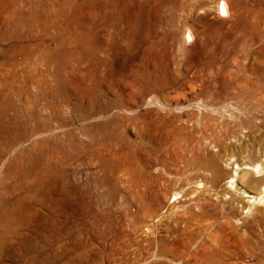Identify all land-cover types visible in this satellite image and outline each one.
<instances>
[{"label": "rangeland", "instance_id": "1", "mask_svg": "<svg viewBox=\"0 0 264 264\" xmlns=\"http://www.w3.org/2000/svg\"><path fill=\"white\" fill-rule=\"evenodd\" d=\"M67 135L81 155L40 151ZM253 135L264 140V0H0V218H16L0 219V264H195L208 248L258 264L264 205L241 207L264 171L237 182L232 206L217 198L235 169L221 151ZM40 153L34 201L20 171Z\"/></svg>", "mask_w": 264, "mask_h": 264}, {"label": "bare ground", "instance_id": "2", "mask_svg": "<svg viewBox=\"0 0 264 264\" xmlns=\"http://www.w3.org/2000/svg\"><path fill=\"white\" fill-rule=\"evenodd\" d=\"M63 1L66 3L68 0H63ZM221 4H223L224 14H225V12L227 11L226 10V6H225L226 4H225V2H222ZM219 11H221V5H220V10ZM187 36H189V34ZM46 87L47 86H45L43 89L40 90L41 95L43 97H47L49 95H51V97L56 96V94L50 92ZM29 113H31V112H29ZM46 129H47V125L39 123L32 130L29 129V131H30L29 133L31 135H34V134H36V133L38 134L40 131L42 132V131H44ZM24 131H25V129H24ZM18 135H19V133H18ZM20 136H21V138L22 137L24 138V137H26V133H22V134H20ZM68 137L71 138L72 136H68ZM253 137H254V142L251 145L241 144L238 147H233V148L229 147V148H225L223 150L221 149L222 150L221 151L222 160L227 165L232 166V168L235 167V169L233 170V173L230 174L227 177V182L225 184L226 188L222 192L220 191L221 193H219L217 195V198L224 205H228V206L231 205L232 206L236 202V196H237L236 192L239 190L236 187L237 186L236 185L237 182H240V181L244 182L245 180L249 179L251 171H254V170H260V172L264 171V140H262L261 137H257L255 135H253ZM73 141H74V139L71 138V143L68 144L67 146L64 145V143L61 144L60 142H54L52 144L49 143L48 145L44 146V144H46V143H44L45 141H43V142L41 141L42 144L39 143L38 147H40V151L41 152L42 151L44 152V150L47 149V151H46L47 153L59 150L64 155H67L66 156L67 158L70 157V156H68V155H70V153H72V155L79 156V155L82 154L81 146L72 144ZM50 142H52V141H50ZM11 146L12 145L9 143V147H11ZM255 151H257V153L259 154V159H257V161L256 160L252 161V159H253L252 154ZM2 155H4L3 152H0V159H1ZM42 157H43V153H40V156H38L35 161H33L28 167L22 168L21 171H20V174L23 177L31 178L35 182V187L33 188V191H32L33 193H29L26 196L27 198L31 197L34 201H37L38 198H39V196H38L39 192L38 191H39V187L41 186V183H42V177L40 175V170H41L42 165H43ZM251 157H252V159H251ZM122 161H123L122 164L126 167L127 170H129V171L132 170L131 171V173H132L131 176L133 177L134 181H136L137 180V174H136V171H135L136 169L133 168L134 164L131 163L127 158H124ZM102 163L105 166L109 165V163L106 160H103V159H102ZM204 167H206V168H208V169H210L212 171V173H213L212 174V179L213 180L220 179L222 176H224L226 174V172H224L225 170L219 165V162H218V160H217V158L215 156H210L207 159ZM140 175H143V174L141 173ZM259 181H264V176ZM262 189L263 190L259 194H257V196L247 195V194H245L246 192H243V194L245 195L244 197L248 198L250 203L248 204L247 207H245V206H244V208L241 207L242 211L247 210V214L250 215L252 207H254L253 205H255V204L264 205V188H262ZM18 204H19L18 208H21L22 205H23L22 200H20ZM188 213L191 214L190 211ZM262 218L264 219V217H262ZM0 219H1V221H3L1 224H5V225H9V224H11L13 222H16V220H15L16 218L13 216V214L10 215L9 213H7L5 218L2 217ZM96 219H97V216H94V220H96ZM108 221L109 220L107 219L106 223L109 225L110 222L108 223ZM22 223H24V222L20 220L19 224H22ZM245 224H246V222H245ZM224 225H229V221L226 220V221H224V223H219V227H223ZM95 227H96V223L93 222L92 229H94ZM231 229H232L231 233H235V229H233L232 227H231ZM198 235L199 234H193V235L189 236V239L186 242H178L177 241L176 246L173 249H170V251H169V253H171L170 254L171 255L170 256L171 260L174 261V262L178 261V260H182L183 259V254H184V252L182 253V250L186 249V248H189L192 245V243H194V241L198 237ZM213 237H214L213 241L218 240L217 236L214 235ZM174 250H176V251H174ZM207 250H209V252H210V254H207L208 256H205L204 253H203L204 255H202V253H198L197 252L198 254L197 253L196 254H191L188 257V259L193 260L195 264L196 263H198V264L199 263H204V264H226V257L223 256V254H225V253H223L225 250H222V251L219 250V252H216L215 250H213L211 248L210 249L208 248ZM167 251H168V249H166V248H164L163 246L160 245V250H159L160 256H166L165 253H168ZM12 254H14V253H12ZM18 256H19V254L17 255V257ZM14 257H16V256H14ZM255 258H256L258 264H264V252L260 253Z\"/></svg>", "mask_w": 264, "mask_h": 264}, {"label": "snow or ice", "instance_id": "3", "mask_svg": "<svg viewBox=\"0 0 264 264\" xmlns=\"http://www.w3.org/2000/svg\"><path fill=\"white\" fill-rule=\"evenodd\" d=\"M221 13L224 14L223 4H221Z\"/></svg>", "mask_w": 264, "mask_h": 264}]
</instances>
